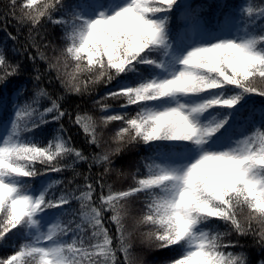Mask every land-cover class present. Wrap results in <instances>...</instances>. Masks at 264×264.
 <instances>
[{"label":"snow or ice","instance_id":"obj_1","mask_svg":"<svg viewBox=\"0 0 264 264\" xmlns=\"http://www.w3.org/2000/svg\"><path fill=\"white\" fill-rule=\"evenodd\" d=\"M0 264H264V0H0Z\"/></svg>","mask_w":264,"mask_h":264}]
</instances>
